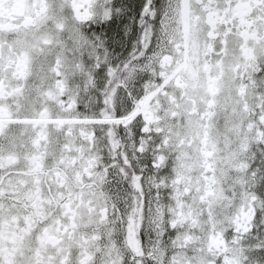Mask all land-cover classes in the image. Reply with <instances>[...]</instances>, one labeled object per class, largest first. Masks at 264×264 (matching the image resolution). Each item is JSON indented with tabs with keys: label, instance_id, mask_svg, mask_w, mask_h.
Returning a JSON list of instances; mask_svg holds the SVG:
<instances>
[{
	"label": "snow or ice",
	"instance_id": "snow-or-ice-1",
	"mask_svg": "<svg viewBox=\"0 0 264 264\" xmlns=\"http://www.w3.org/2000/svg\"><path fill=\"white\" fill-rule=\"evenodd\" d=\"M0 264H264V0H0Z\"/></svg>",
	"mask_w": 264,
	"mask_h": 264
}]
</instances>
